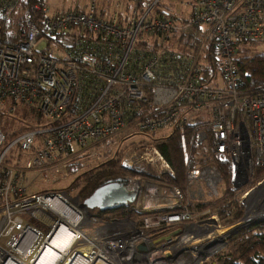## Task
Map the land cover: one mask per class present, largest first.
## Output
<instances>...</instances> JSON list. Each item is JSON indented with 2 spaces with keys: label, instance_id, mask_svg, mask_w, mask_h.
Listing matches in <instances>:
<instances>
[{
  "label": "built area",
  "instance_id": "obj_1",
  "mask_svg": "<svg viewBox=\"0 0 264 264\" xmlns=\"http://www.w3.org/2000/svg\"><path fill=\"white\" fill-rule=\"evenodd\" d=\"M158 2L113 0L107 14L89 0L84 11L52 14L44 0L22 10V0H0V116L20 106L35 122L13 137L0 129V264H157L195 226L222 228L218 212L203 211L207 219L195 221L202 195L225 192L217 169L187 164L181 191L169 183L175 172L155 146L139 156L155 176L120 179V192L132 198L114 208L126 216L100 224L60 184L98 163L117 137L194 127L193 143L230 160L236 191L264 169V93L240 92L234 62L245 42L264 41V0H181L177 15L158 14ZM195 35L215 40L212 83L205 82L201 47H181ZM183 39L179 50L170 48V40ZM201 108L209 118L195 124L188 117ZM211 171L219 193L204 179ZM63 236L68 241L58 248L53 243ZM140 244L146 249L138 251ZM134 252L141 256L135 263Z\"/></svg>",
  "mask_w": 264,
  "mask_h": 264
},
{
  "label": "trees",
  "instance_id": "obj_2",
  "mask_svg": "<svg viewBox=\"0 0 264 264\" xmlns=\"http://www.w3.org/2000/svg\"><path fill=\"white\" fill-rule=\"evenodd\" d=\"M153 0H124L126 4L138 2L141 6L150 4ZM43 0H28L22 4L26 8L29 4ZM21 5V7H22ZM158 2V14H170L169 7H164ZM23 8V9H24ZM164 9V10H163ZM215 40H211L208 45L206 58L208 64L205 68V82L212 83L217 77L219 63L217 57V47ZM248 43V42H245ZM244 43V44H245ZM249 44H256L249 42ZM239 49L236 52L234 62L239 70L241 78L240 92L244 96H257L264 93V55L256 56H242L239 54ZM145 108H149V105ZM194 127L174 125L170 130L163 133L159 138L152 137L153 134L147 135L144 142L149 145H154L164 155L166 160L171 165L175 172V176L169 179V183L176 186L181 191L185 190V171L188 166L192 169L197 167L199 160H196V155L206 153L208 161L213 162L224 181L226 187L228 182L232 184V164L230 160H225L219 156L214 155L210 150L203 148L202 145H196L192 142V133ZM150 137V138H149ZM148 138V139H147ZM117 150L114 157L108 161L99 163L95 166H89L82 170V172L74 178L69 187L66 188L69 192L72 188L80 186L78 196L85 202L91 198L98 189L102 188L106 183L118 182L120 177L126 176L135 178L136 175H148L144 170H126L120 164V152ZM141 169V168H139ZM256 180L260 179L264 174V169L257 167L255 169ZM225 197L218 198L214 202L219 206L218 212L225 220L221 224L222 227L237 223L243 217V207L236 201L232 200V190L227 191ZM208 202L205 204H198V210H205L208 205L214 204ZM99 216L108 215L110 218H122L126 214L118 208L109 209L105 211H98ZM130 219H137L139 215L131 213L128 215ZM236 233V232H235ZM231 235L227 241L235 235ZM226 241V243H227ZM208 264H264V223L253 224L246 227L240 236L234 239L220 254L216 255L214 259Z\"/></svg>",
  "mask_w": 264,
  "mask_h": 264
},
{
  "label": "rangeland",
  "instance_id": "obj_3",
  "mask_svg": "<svg viewBox=\"0 0 264 264\" xmlns=\"http://www.w3.org/2000/svg\"><path fill=\"white\" fill-rule=\"evenodd\" d=\"M26 1H28V0H22V4L26 3ZM180 1L181 0H159L160 4H162L164 7H169V12L172 15H174V14L177 15L179 13ZM44 2L47 3L50 11L53 14L56 12H65V11H76V10L84 11L87 9L89 0H44ZM101 7L105 9V12L107 14L111 13L112 9H113V0H98L97 8L100 9ZM23 8H24V6L22 5L21 10ZM123 12H124V6H123ZM211 40H214V39L213 38H210V39L207 38L206 40H204L203 37L195 35V37H192V38H190V40H186L184 42V44L187 45L185 47L181 45V43L184 41V39L181 41L179 40L178 43H174L173 42L174 40H170L169 46L171 49H174V50L178 49L179 50V47L181 45V47L188 49L189 51H192L193 53H197V51L201 47L202 52L206 56L208 45H209V42ZM255 43L256 44H249V43L243 44L241 47H239V52H240L239 54L242 56H247V57L256 56V55H264V41L263 42H255ZM215 45H216V43H215ZM56 51H61V48L56 47ZM208 110H209L208 108H201L200 110L194 111L193 113H191L188 118L193 117L195 124H199L203 121H206L209 118ZM30 124L31 125L35 124L33 116L28 114L25 110H22L20 106L10 116H7L5 114H4V116H0V129L6 137H13L14 135L21 132L26 126H28ZM194 126H196V125H194ZM162 134H163V132H156L153 134L152 137H158L159 138ZM192 135H193V133H192ZM145 136L146 135H132V136H121V137L115 138L112 141V143L107 144L104 147V150L108 153H105L104 157L98 163L91 164L90 166L92 167V166H95L99 163H102V162H105V161L112 159L115 155L114 153L120 149V150H122L120 152V155H119L120 164L123 166V168H125L127 171L133 170V169L139 170V171L144 170L146 173H148V175H136L133 177L139 178V179L153 178L155 176L154 168H152L150 165L146 164L145 162L139 160V156L145 147L154 146V145L147 144L146 143L147 141L144 142ZM202 147L203 148L205 147L206 149L209 148L208 144L202 145ZM208 150H210V148ZM195 157H196L197 161L199 160V162L197 163V166L212 165L216 168V165L213 162H211V161L206 162L208 160L206 153H200L199 155H196ZM139 168H141V169H139ZM80 173H78L75 177H77ZM204 175H205L204 179H210L212 181L213 191L215 193H219V191L221 190V184H220L219 180L215 177L213 171L204 173ZM124 177H126V176H122V177H120V179H122ZM263 177H264V174L261 178H263ZM74 178L72 180H74ZM260 179L254 180V183L250 184L249 186H247L242 191H239V190L236 191L237 189H236V187H234L233 183L230 184V182H228L227 187L225 185V192L223 193V197H225L226 194L228 193L227 191H229L231 189L232 190L231 194H232V198H233L232 200L238 201L243 207V217L237 223L222 227V229L232 227L234 225H237L240 222L245 221V224H243L244 227L241 228L236 233L234 232L235 235L232 236L228 241H227V239L231 235H233L234 233L225 237L224 244H223L222 248L218 252H216L215 254L204 258L203 260H201L202 262H199L198 264L210 263L216 255L220 254L234 239H236L238 236H240V234L242 233V231L246 227L251 226L253 224L264 223V217L263 216L256 215V214H249V211H252L254 213H257V212L264 213V190H262V189L256 190L264 182V181H262L258 185L257 182ZM115 183L116 182L106 183L104 186H107L109 184H115ZM70 184H71V180H69L67 182H62V184H60L61 185L60 187L66 188V187H69ZM113 187H115V186H113ZM34 189L38 190V191L41 190L38 187H35ZM79 189H80V186L72 188L69 192L75 196L76 195L78 196ZM112 191H114V189H111L109 192H112ZM221 197H219V196L212 197L206 193V194L202 195L200 203L205 204L208 202H214L215 200H217L218 198H221ZM215 204L217 205L218 202L217 203L214 202V204L208 205L205 210H202V211L197 210L200 215L198 213L195 214V219H196L195 221L201 222V221L207 219L205 217L201 219V217H202L201 213L203 211H208L209 214L217 213L219 206H216V207L213 206ZM88 210L92 215L97 216V218L100 221V224L102 222H105V221L110 219L111 216L107 217L108 215H112V214H106V215L99 216V213H97L99 211L97 207H94V208L88 209ZM216 218H217V221L219 224H222L223 221L225 220L224 218L222 219V216L220 215L219 212L217 213ZM226 241H227V243H226ZM200 243L196 242V244H200Z\"/></svg>",
  "mask_w": 264,
  "mask_h": 264
},
{
  "label": "bare ground",
  "instance_id": "obj_4",
  "mask_svg": "<svg viewBox=\"0 0 264 264\" xmlns=\"http://www.w3.org/2000/svg\"><path fill=\"white\" fill-rule=\"evenodd\" d=\"M261 189L264 190V182L256 190ZM249 214L264 217V213L261 212L254 213L249 211ZM243 224H245V221L225 229L217 227L212 221H206L202 225H197L186 235L189 239L188 242L180 244V248L172 250L171 255L164 261L160 262L158 259L157 264H198L204 258L218 252L224 244L225 237L237 232ZM67 241L68 236H63L55 240L53 244L59 248L64 246ZM196 242L201 243L196 244Z\"/></svg>",
  "mask_w": 264,
  "mask_h": 264
},
{
  "label": "water",
  "instance_id": "obj_5",
  "mask_svg": "<svg viewBox=\"0 0 264 264\" xmlns=\"http://www.w3.org/2000/svg\"><path fill=\"white\" fill-rule=\"evenodd\" d=\"M111 189H114V191L112 192H116V193L111 195L109 192ZM129 198L132 197L120 192L118 183H115V184H109L107 186H103L102 188L98 189L91 198H89L84 202V205L87 210L97 207L99 211H105V210L113 209L117 205L123 204L125 200ZM243 227L244 225L241 226L238 229V231ZM145 249L146 247L144 244H140L137 247L138 251H143ZM138 258H141V256L137 254V252H134L132 256V262L135 263V261H137Z\"/></svg>",
  "mask_w": 264,
  "mask_h": 264
}]
</instances>
